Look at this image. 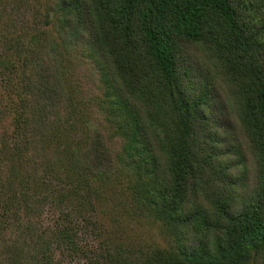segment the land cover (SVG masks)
I'll list each match as a JSON object with an SVG mask.
<instances>
[{
  "label": "trees",
  "instance_id": "1",
  "mask_svg": "<svg viewBox=\"0 0 264 264\" xmlns=\"http://www.w3.org/2000/svg\"><path fill=\"white\" fill-rule=\"evenodd\" d=\"M42 2L25 158L79 194L125 177L169 237L107 239L101 264H264V0ZM12 170L0 148V264H40L46 244L4 218Z\"/></svg>",
  "mask_w": 264,
  "mask_h": 264
},
{
  "label": "rangeland",
  "instance_id": "2",
  "mask_svg": "<svg viewBox=\"0 0 264 264\" xmlns=\"http://www.w3.org/2000/svg\"><path fill=\"white\" fill-rule=\"evenodd\" d=\"M42 12V0H0V148L13 169L7 188L13 205L4 218L25 232L29 242L46 244L47 257L39 254L40 264H101L107 239L167 245L166 230L125 177L89 180L90 187L79 194L69 189V178L48 174L25 158L18 116L31 65L24 43L46 28ZM64 131L65 139L75 142L81 127L77 122ZM61 222L69 239L56 235Z\"/></svg>",
  "mask_w": 264,
  "mask_h": 264
}]
</instances>
